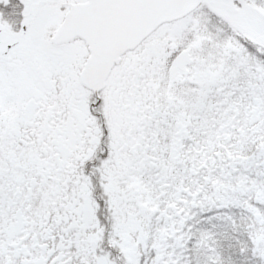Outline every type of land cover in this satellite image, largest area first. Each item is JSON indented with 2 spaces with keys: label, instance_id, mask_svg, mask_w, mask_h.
<instances>
[{
  "label": "snow or ice",
  "instance_id": "snow-or-ice-1",
  "mask_svg": "<svg viewBox=\"0 0 264 264\" xmlns=\"http://www.w3.org/2000/svg\"><path fill=\"white\" fill-rule=\"evenodd\" d=\"M0 264H264V0H0Z\"/></svg>",
  "mask_w": 264,
  "mask_h": 264
}]
</instances>
